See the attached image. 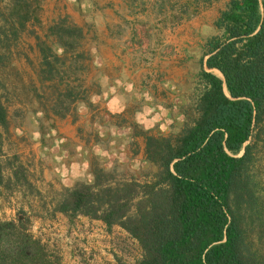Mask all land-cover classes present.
<instances>
[{"label": "rangeland", "instance_id": "1", "mask_svg": "<svg viewBox=\"0 0 264 264\" xmlns=\"http://www.w3.org/2000/svg\"><path fill=\"white\" fill-rule=\"evenodd\" d=\"M228 1L0 0V220L22 217L57 264H138L124 228L56 204L94 171L142 182L155 170L145 135L190 125L201 69L221 77L203 52Z\"/></svg>", "mask_w": 264, "mask_h": 264}, {"label": "trees", "instance_id": "2", "mask_svg": "<svg viewBox=\"0 0 264 264\" xmlns=\"http://www.w3.org/2000/svg\"><path fill=\"white\" fill-rule=\"evenodd\" d=\"M215 23L223 31L206 41L204 65L221 77L201 69L190 125L145 135L149 177L101 181L94 171L55 207L124 228L141 248L138 264H264L249 234L264 240V176L254 169L264 150V0H229ZM0 264L57 262L19 216L0 220Z\"/></svg>", "mask_w": 264, "mask_h": 264}]
</instances>
